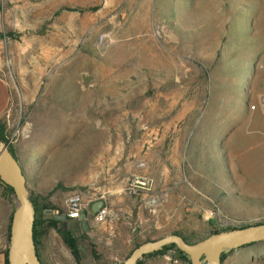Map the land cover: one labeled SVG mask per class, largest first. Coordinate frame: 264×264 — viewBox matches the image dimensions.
Segmentation results:
<instances>
[{
    "label": "rangeland",
    "instance_id": "obj_1",
    "mask_svg": "<svg viewBox=\"0 0 264 264\" xmlns=\"http://www.w3.org/2000/svg\"><path fill=\"white\" fill-rule=\"evenodd\" d=\"M195 1L182 14L175 0H0V74L13 91L8 136L19 133L12 147L19 144L32 197L55 208L48 218L67 214L75 194L112 212L105 222L90 216L88 230L62 224L79 240L81 264H123L173 234L198 243L264 222L244 219L259 206L232 207L222 155L206 150L207 134L221 135L224 120L245 123V106L255 111L264 95V0ZM239 133L227 142L237 147ZM137 175L153 178L154 189L131 194ZM2 186L15 202L0 209V248L6 242L9 252L19 201ZM39 249L45 264H79L57 230ZM140 264L192 262L171 249ZM222 264H264V241L229 251Z\"/></svg>",
    "mask_w": 264,
    "mask_h": 264
},
{
    "label": "water",
    "instance_id": "obj_2",
    "mask_svg": "<svg viewBox=\"0 0 264 264\" xmlns=\"http://www.w3.org/2000/svg\"><path fill=\"white\" fill-rule=\"evenodd\" d=\"M0 178L5 185L13 188L19 201V208L12 220L10 264H43L39 256L35 224L36 205L32 200L29 180L24 168L5 141L0 138ZM105 205L103 200L92 206L91 212L83 213L82 222L88 230L90 215L97 214ZM58 220L68 221L65 213L56 214ZM264 241V222L216 232L198 243H189L182 235L173 234L157 241L142 244L123 264H139L147 256L177 245L190 257L192 264H222L225 252L240 249Z\"/></svg>",
    "mask_w": 264,
    "mask_h": 264
},
{
    "label": "crops",
    "instance_id": "obj_3",
    "mask_svg": "<svg viewBox=\"0 0 264 264\" xmlns=\"http://www.w3.org/2000/svg\"><path fill=\"white\" fill-rule=\"evenodd\" d=\"M174 5L176 6V12L182 14L193 12L197 6L195 0H175ZM191 17V21L193 22L194 18L192 15ZM177 21L184 24L182 20ZM190 27H193V25ZM12 102L13 91L11 86L5 77L0 74V125L5 128L6 138L9 137L8 135L14 125L11 118ZM245 109V123L242 125H233L228 120H224L223 126H221V135L215 137L214 134L213 136L207 134L206 150L210 151V154L213 156L215 149L218 148V154L222 155L224 165L219 173L223 180V187L231 190L227 195H233L232 207L246 205L250 208L247 210L253 211L252 208L254 206H259L261 208L260 214L244 218L256 219L264 216V95L261 97L260 105L256 107L255 111L250 110L248 106H245ZM224 114L226 115V113ZM235 129L241 131L238 134L239 144L237 147L227 142L231 141L232 132ZM231 146L240 150V169L235 164H232ZM13 148L26 173L25 164L22 158L19 157V144H16ZM239 172L242 174H239ZM210 182L214 186V180ZM258 197H262V199L258 200ZM14 203L7 189L1 186L0 209H4V213H6L7 209L13 208ZM6 251V242H4L0 248V264H7ZM42 260L44 261L43 258Z\"/></svg>",
    "mask_w": 264,
    "mask_h": 264
},
{
    "label": "trees",
    "instance_id": "obj_4",
    "mask_svg": "<svg viewBox=\"0 0 264 264\" xmlns=\"http://www.w3.org/2000/svg\"><path fill=\"white\" fill-rule=\"evenodd\" d=\"M11 35H13V34L11 33ZM0 138L3 141L7 142V138H6V135H5V128L2 125H0ZM10 148L13 151V153L15 154L14 148L13 147H10ZM3 185H5V184H3ZM9 188L14 193L13 188H11V187H9ZM32 200L35 203L36 209H37V219H36V224H35V239H36V244H37V248H38V252H39V256H40L41 260H42V257H41L40 249H39V239H40V237L43 236V235L48 234L50 230H57L59 232V234L61 235V237L63 238V240H64L65 244L67 245V247L70 249V251L72 252L74 257L77 259L78 263L81 264V256H80L81 252H80L79 240L76 238V236L73 234L72 231L62 227V224H64L65 221L58 220L55 216H53L52 218H48V217L45 216L44 212L46 210H48V209H53L54 210L55 208L45 206L43 204L44 200L42 199V197H38L37 199H34L32 197ZM68 221H74V220L69 218ZM11 228H12V222H11V226H10V234H11ZM185 239L188 241L187 238H185ZM171 249H177L178 252L180 253V255L183 258H185L186 260H189L190 263H191L190 257L187 256L185 253H183L178 248L177 245L168 246L163 251L158 252V253H165L166 251L171 250ZM227 253L228 252L224 253V255L222 257V263H223L226 255H227ZM152 255H154V254H152ZM6 256H7V264H10V262H9V252H6ZM42 263L45 264L43 260H42Z\"/></svg>",
    "mask_w": 264,
    "mask_h": 264
},
{
    "label": "built area",
    "instance_id": "obj_5",
    "mask_svg": "<svg viewBox=\"0 0 264 264\" xmlns=\"http://www.w3.org/2000/svg\"><path fill=\"white\" fill-rule=\"evenodd\" d=\"M18 135L19 133L15 134V136H13L12 138L10 137L7 138L8 143L7 142L6 143L9 147H12V144L15 143ZM3 184L4 182L0 178V187ZM154 187H155V180L153 178L148 176L137 175L131 180L128 189L131 194L140 195L142 193L152 191ZM99 201L96 200V201L87 202L81 194H75L68 201L69 210L67 214L70 219L82 222L83 213L85 211L91 212L93 204ZM90 216H94L98 222H105L107 219L112 217V212L105 202V205L97 214L92 213ZM213 216H214L213 211L208 212L207 215L208 219H211Z\"/></svg>",
    "mask_w": 264,
    "mask_h": 264
}]
</instances>
